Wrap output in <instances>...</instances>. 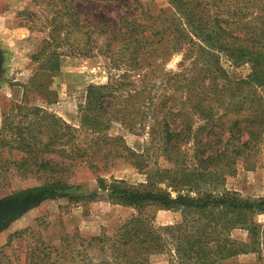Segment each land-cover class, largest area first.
Wrapping results in <instances>:
<instances>
[{
	"label": "trees",
	"instance_id": "obj_1",
	"mask_svg": "<svg viewBox=\"0 0 264 264\" xmlns=\"http://www.w3.org/2000/svg\"><path fill=\"white\" fill-rule=\"evenodd\" d=\"M168 4L170 13L153 14L140 7L116 31L99 30L95 36L94 31L84 32L83 47L65 54L89 56L96 48L109 69L121 72L110 74L104 84L87 86L78 109L83 139L77 128L54 113L19 105L16 114L8 113L2 121L0 147L20 157L0 159V180L10 169L21 176L45 175L51 183L29 193L63 192L70 199L88 200L102 196L134 208L136 214L115 235L117 257L126 264H148L151 255L165 252H171L170 264H219L252 246L234 239L231 231L243 229L253 241L257 226L252 216L264 213V199L243 198L220 187L217 173L256 145L264 149V0H168ZM66 17L71 24L63 33L67 38L79 19L72 9ZM63 27L58 20L38 55H62L56 47L61 45ZM175 57V67L164 69ZM221 57L236 67L248 65L247 75L232 78ZM153 79L159 83H151ZM153 88L159 93L152 95ZM114 123L145 134L144 150L137 152L122 136L110 135ZM151 146L166 161L193 174L172 179L163 172L151 173ZM118 161L145 169L147 180L129 184L99 176L100 194L83 193L62 181L78 166L99 172ZM149 206L178 211L180 220L154 225L144 211ZM97 239L101 240H91Z\"/></svg>",
	"mask_w": 264,
	"mask_h": 264
},
{
	"label": "rangeland",
	"instance_id": "obj_2",
	"mask_svg": "<svg viewBox=\"0 0 264 264\" xmlns=\"http://www.w3.org/2000/svg\"><path fill=\"white\" fill-rule=\"evenodd\" d=\"M137 1L0 0V126L8 113L18 112L17 106H38L77 128L78 136L83 139L85 131L81 128L78 109L84 102L87 86L104 84L110 74H118L121 70L109 69L107 59L96 53V48L89 56L65 53L73 47L77 50L83 47L84 32L94 31V35L104 29L116 31L124 20L138 14L140 7L153 14L160 10L164 13L172 11L168 0ZM70 9L77 13L79 21L74 24L77 28L75 32L66 38L63 33L71 26L66 11ZM58 20L64 24L59 32L61 45L56 47V51L62 55L49 57L47 52L38 55L42 43ZM97 40L102 39L99 37ZM177 59L172 58L164 69L174 68ZM220 62L232 78L245 77L249 71L248 65L236 67L224 57ZM158 79H153L151 83L157 85ZM151 93L157 94L159 90L153 88ZM261 94L264 97V90H261ZM108 133L122 136L126 145L137 152L144 150L148 140L145 134L129 132L119 123L112 124ZM151 148V173L163 172L172 179H178L185 173L189 176L193 174L191 169H182L178 163L166 161L155 149L156 146ZM184 156L190 163V153L186 152ZM19 157L16 151L10 153L0 147V159ZM217 173L220 187L236 191L243 198L264 199L262 146L256 145L244 152L234 159L229 168ZM99 176L107 181L112 178L124 179L129 184L147 180L145 169L138 170L128 162L118 161L99 172L78 166L62 181L77 186L83 193L97 191L100 194L96 181ZM50 183L45 175L21 176L10 169L7 178L0 180V201L19 199L29 191ZM144 211L152 218L154 225L172 224L181 217L178 211L157 206L145 207ZM134 214V208L114 204L102 196L90 200L70 199L66 193L53 192L25 211L8 217L0 225V264H126L124 259L117 257L115 235L118 228ZM252 220L257 226L253 241L243 229L231 231L234 239L242 243L251 242L252 246L247 247L245 253L219 264H264V213L254 214ZM94 237L101 240L92 241ZM170 257L171 252L151 255L148 264H170Z\"/></svg>",
	"mask_w": 264,
	"mask_h": 264
},
{
	"label": "water",
	"instance_id": "obj_3",
	"mask_svg": "<svg viewBox=\"0 0 264 264\" xmlns=\"http://www.w3.org/2000/svg\"><path fill=\"white\" fill-rule=\"evenodd\" d=\"M43 197L42 192H36L34 194L28 193L19 199L13 198L0 201V222L3 219L25 211L32 204L39 202Z\"/></svg>",
	"mask_w": 264,
	"mask_h": 264
},
{
	"label": "flooded vegetation",
	"instance_id": "obj_4",
	"mask_svg": "<svg viewBox=\"0 0 264 264\" xmlns=\"http://www.w3.org/2000/svg\"><path fill=\"white\" fill-rule=\"evenodd\" d=\"M6 219H3L1 222H0V225L3 223V221H5Z\"/></svg>",
	"mask_w": 264,
	"mask_h": 264
}]
</instances>
